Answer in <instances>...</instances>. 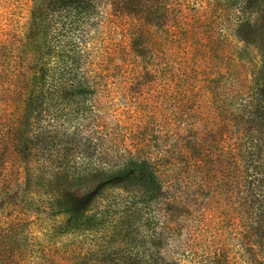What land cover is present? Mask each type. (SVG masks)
I'll return each mask as SVG.
<instances>
[{"label": "trees", "instance_id": "1", "mask_svg": "<svg viewBox=\"0 0 264 264\" xmlns=\"http://www.w3.org/2000/svg\"><path fill=\"white\" fill-rule=\"evenodd\" d=\"M6 1L0 175L20 160L37 188L51 187L67 264H264V34L239 32L264 28V0L228 2L242 41L232 50L221 45L231 22L202 0ZM193 115L195 135L184 137ZM185 150L207 200L211 165L223 163L240 250L202 221L195 246L167 236L176 200L166 157ZM13 259L0 264H31Z\"/></svg>", "mask_w": 264, "mask_h": 264}, {"label": "rangeland", "instance_id": "2", "mask_svg": "<svg viewBox=\"0 0 264 264\" xmlns=\"http://www.w3.org/2000/svg\"><path fill=\"white\" fill-rule=\"evenodd\" d=\"M229 1L231 0H202L205 6L211 9L212 17L214 15L218 21L225 22L226 25L231 22V25L229 27L227 25L226 28L227 39L221 42L225 50L235 49L236 46L242 44V41L237 40L233 35L236 25L233 15L228 18L226 6ZM6 4V0H0V42L3 39ZM14 5H16L15 1ZM239 32L246 41L253 42L256 35L264 34V28L253 30L251 27H244ZM148 88L149 94L153 96L162 94V90L159 92L154 84L149 85ZM133 96L139 98L141 94L134 89ZM163 109L165 108L162 103L160 111L162 112ZM195 119L197 120L195 115L190 118L192 123L187 131L183 132L184 137L189 134L195 135ZM210 126H205L203 130L208 141H210L208 138L212 137ZM223 137H225L224 132ZM161 144L164 145L163 138ZM190 153L193 154L186 150L183 154L175 151L166 157L172 166V171L169 170L167 173L169 198L172 196L176 200L175 205L170 207L168 217L171 218V223L168 224L167 236L174 244H182V246L193 244L195 246V229L201 225L199 223L202 221L207 223L209 232L221 233L222 239L225 240L229 248L240 250V236H236L231 230L229 220V215H236L235 210L237 211L238 207L232 202L226 191L225 179L221 180L219 169L223 168V163L221 166L216 162L211 165L214 170L210 174V181L212 187L216 189L212 197L207 195V200L200 190L195 191L199 179L195 177L197 174H195L194 156ZM26 166L27 163L24 164L18 160L14 166L17 168L16 172L13 170L12 174L5 177L0 175V261L8 262L14 260L13 256H16L23 262L31 264H67L66 250L69 249L70 241L66 235L58 236L55 232V220L48 206L52 193L51 187L46 185L42 189L37 188L36 173L33 175L30 172L26 176ZM28 168L29 171H33V164L31 163ZM14 216L19 220L15 221ZM235 222L240 225L243 221L241 217L236 216L234 225ZM187 253L189 252L186 251L185 254Z\"/></svg>", "mask_w": 264, "mask_h": 264}]
</instances>
